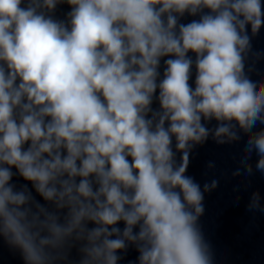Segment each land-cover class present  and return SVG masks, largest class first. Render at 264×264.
<instances>
[{"label": "clouds", "instance_id": "obj_1", "mask_svg": "<svg viewBox=\"0 0 264 264\" xmlns=\"http://www.w3.org/2000/svg\"><path fill=\"white\" fill-rule=\"evenodd\" d=\"M262 27V0H0V239L23 264H218L199 221L219 182L187 172L243 134L264 176Z\"/></svg>", "mask_w": 264, "mask_h": 264}]
</instances>
